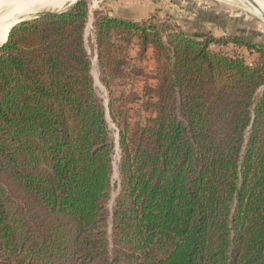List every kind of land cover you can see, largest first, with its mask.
Segmentation results:
<instances>
[{
	"label": "trees",
	"instance_id": "1",
	"mask_svg": "<svg viewBox=\"0 0 264 264\" xmlns=\"http://www.w3.org/2000/svg\"><path fill=\"white\" fill-rule=\"evenodd\" d=\"M70 8L16 25L0 47V264H264V49L96 13L107 90L143 76L133 40L154 64L141 92L109 93L114 181L87 4Z\"/></svg>",
	"mask_w": 264,
	"mask_h": 264
},
{
	"label": "rangeland",
	"instance_id": "2",
	"mask_svg": "<svg viewBox=\"0 0 264 264\" xmlns=\"http://www.w3.org/2000/svg\"><path fill=\"white\" fill-rule=\"evenodd\" d=\"M81 1L86 2L88 9V20L85 26L84 41L87 53L91 58V74L97 95L102 100L106 109V120L115 144V157L113 162L114 181H118L116 167V162L118 160V134L107 113L109 93L114 95L113 97L121 92L138 93L140 89H143L142 80L144 77L149 79V82L152 84L153 80L151 78L153 76L154 64L150 51L144 61H140L137 58V42L133 40L132 45L129 47V62L136 68H144L145 71L142 73L143 76L136 77L133 81L129 79H118L113 82L110 90H107L99 78L96 59L97 54L92 35L94 16L96 13L107 14L111 17L122 15L138 22H152L157 25L168 23L176 31H183L191 35L211 34L224 41H229L230 37H238L251 41L264 49V21L247 9V5L244 4V1L242 2V0ZM258 1L263 2L262 0ZM72 8L67 10L69 11ZM225 52L229 56H243L244 58L242 60L245 61L247 65L251 63L256 67L260 61V55L256 51H248L244 48L229 45L225 48ZM136 112L140 114L142 118L146 115L141 103H138L131 108V115L133 117H135ZM113 198L114 195L112 196L111 202L113 201Z\"/></svg>",
	"mask_w": 264,
	"mask_h": 264
},
{
	"label": "bare ground",
	"instance_id": "3",
	"mask_svg": "<svg viewBox=\"0 0 264 264\" xmlns=\"http://www.w3.org/2000/svg\"><path fill=\"white\" fill-rule=\"evenodd\" d=\"M76 1L78 0H0V44L5 42L9 29L16 23L31 19L41 12H61L75 4ZM243 1L247 5V9L264 21V0H262L263 2L258 0Z\"/></svg>",
	"mask_w": 264,
	"mask_h": 264
},
{
	"label": "water",
	"instance_id": "4",
	"mask_svg": "<svg viewBox=\"0 0 264 264\" xmlns=\"http://www.w3.org/2000/svg\"><path fill=\"white\" fill-rule=\"evenodd\" d=\"M80 1H81V0L76 1L74 5H76V4L79 3ZM67 11H68V10H63V11L58 12V13H42V14H39V15H36V16L32 17L31 19H28V20H22V21L16 23L15 25H13V26L9 29L8 33L10 32V30H11L13 27H15V26L18 25V24H22V23H25V22H29V21H33V20H37V19H39V18H41V17H43V16H46V15H52V16L63 15V14H65ZM8 33H7V37H8ZM7 37H6V40H7ZM6 40H5V42H6ZM5 42L2 43V44L0 45V47H1L3 44H5Z\"/></svg>",
	"mask_w": 264,
	"mask_h": 264
},
{
	"label": "built area",
	"instance_id": "5",
	"mask_svg": "<svg viewBox=\"0 0 264 264\" xmlns=\"http://www.w3.org/2000/svg\"><path fill=\"white\" fill-rule=\"evenodd\" d=\"M238 57L241 58V59L244 58L243 56H240V55H239ZM248 65H249L250 67H255V66H253L251 63H249Z\"/></svg>",
	"mask_w": 264,
	"mask_h": 264
}]
</instances>
